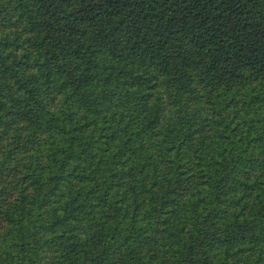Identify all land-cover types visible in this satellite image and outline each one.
<instances>
[{"label":"trees","instance_id":"16d2710c","mask_svg":"<svg viewBox=\"0 0 264 264\" xmlns=\"http://www.w3.org/2000/svg\"><path fill=\"white\" fill-rule=\"evenodd\" d=\"M0 264H264V0H0Z\"/></svg>","mask_w":264,"mask_h":264}]
</instances>
